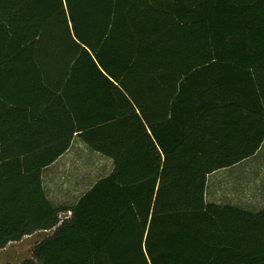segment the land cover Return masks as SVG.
Here are the masks:
<instances>
[{
    "label": "trees",
    "instance_id": "trees-1",
    "mask_svg": "<svg viewBox=\"0 0 264 264\" xmlns=\"http://www.w3.org/2000/svg\"><path fill=\"white\" fill-rule=\"evenodd\" d=\"M76 135L114 167L57 206ZM263 142L264 0H0V248L54 228L23 264H264V206L206 199Z\"/></svg>",
    "mask_w": 264,
    "mask_h": 264
},
{
    "label": "rangeland",
    "instance_id": "rangeland-1",
    "mask_svg": "<svg viewBox=\"0 0 264 264\" xmlns=\"http://www.w3.org/2000/svg\"><path fill=\"white\" fill-rule=\"evenodd\" d=\"M257 154L210 176V184L221 183L217 193L222 203L237 204L252 210H259L264 205V147ZM113 167L111 157L91 149L76 136L63 158L43 170L48 197L57 206L72 205L99 178L108 175ZM210 195L211 189L209 197L214 198V195ZM70 214L69 211L60 212L61 220ZM53 232L54 228L39 230L19 241L9 242L6 247L0 248V264H23L25 260L33 258L35 247Z\"/></svg>",
    "mask_w": 264,
    "mask_h": 264
},
{
    "label": "crops",
    "instance_id": "crops-1",
    "mask_svg": "<svg viewBox=\"0 0 264 264\" xmlns=\"http://www.w3.org/2000/svg\"><path fill=\"white\" fill-rule=\"evenodd\" d=\"M77 136V135H76ZM76 136H74V137H76ZM73 142V141H72ZM71 147H72V145H71ZM70 147V148H71ZM263 147H264V142H263V144H262V146H261V148L258 150V152L257 153H259V152H261L262 150H263ZM67 153V151L62 155V156H60V158H58V160H56L53 164H55L56 162H58L61 158H63V156L65 155ZM256 153V154H257ZM255 154V155H256ZM255 155H253L252 157H249V158H254V156ZM259 154H257L256 156H258ZM53 164H51V165H53ZM51 165H49V166H51ZM262 170V169H261ZM213 174V173H212ZM211 174V175H212ZM210 175V176H211ZM210 176H209V178H208V184H207V189H206V199H207V201H209V202H217V203H222L221 202V200L219 199V194L217 193V191L219 190V188L221 187V183H220V185H218V182L216 183V185H215V183H212V184H210ZM211 189V195H214V198H211V197H209V190ZM210 195V196H211ZM208 198L210 199V200H208ZM232 204V203H231ZM264 206V205H263ZM262 206V207H263ZM261 208V207H260ZM256 209V208H255Z\"/></svg>",
    "mask_w": 264,
    "mask_h": 264
}]
</instances>
